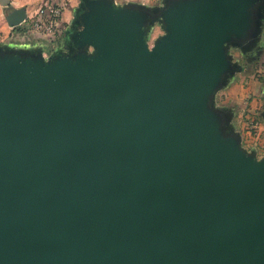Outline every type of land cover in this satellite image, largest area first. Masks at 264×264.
I'll list each match as a JSON object with an SVG mask.
<instances>
[{
	"label": "crops",
	"instance_id": "0c3cea01",
	"mask_svg": "<svg viewBox=\"0 0 264 264\" xmlns=\"http://www.w3.org/2000/svg\"><path fill=\"white\" fill-rule=\"evenodd\" d=\"M9 1V7L3 6L6 21L12 10H25L29 20L16 28L7 22L9 30L0 27V113L12 98L23 96L27 116L39 119L54 97L66 105L77 83L88 89L90 103L98 108L94 113L105 114L115 90L122 88L126 101L116 111L137 114L116 136L136 154L119 168L118 182L136 180L144 194L158 188L169 198L179 197L189 194V180L213 190L222 166L228 165L238 185L264 189V154L245 144L232 100L223 98L237 95L241 70L235 65L240 63L234 60V40L225 35L227 29L237 31V24L228 28L221 20L229 11L231 20L244 15L234 6L219 0L187 7L177 0H137L156 8V24L149 25L125 23L123 15L121 23L100 22L97 10L82 8L81 0ZM48 1L62 5V22L58 35L41 38L30 28V18ZM145 32L153 40L142 42ZM137 35L147 51L136 45ZM98 40L110 51L112 69L127 66L120 76L114 70L103 76L97 72L92 42ZM69 82L72 89L64 91ZM146 92L151 94L145 98ZM260 93L264 102V87ZM218 244V264H264V238L251 227L229 230Z\"/></svg>",
	"mask_w": 264,
	"mask_h": 264
},
{
	"label": "water",
	"instance_id": "95a60500",
	"mask_svg": "<svg viewBox=\"0 0 264 264\" xmlns=\"http://www.w3.org/2000/svg\"><path fill=\"white\" fill-rule=\"evenodd\" d=\"M26 20L25 10L7 15L13 28ZM139 37L135 43L145 52ZM92 43L100 75L126 71V65L112 69L102 41ZM72 87L66 105L54 97L39 119L27 116L23 96L0 113V264H218V243L229 230L251 227L264 238V189L238 185L228 165L213 190L189 180V194L179 197L158 188L144 194L136 180L118 182L119 168L136 150L116 132L137 111H116L126 101L123 86L105 114L94 113L85 86Z\"/></svg>",
	"mask_w": 264,
	"mask_h": 264
},
{
	"label": "rangeland",
	"instance_id": "374dc122",
	"mask_svg": "<svg viewBox=\"0 0 264 264\" xmlns=\"http://www.w3.org/2000/svg\"><path fill=\"white\" fill-rule=\"evenodd\" d=\"M177 1L180 2L178 5L185 7L190 5L191 2L194 6L198 4L204 5L206 2L205 0ZM219 1L220 5L228 6V8L234 6L235 12L238 11L244 14L231 20L233 16L229 15V13H232L229 11L228 14L222 15L221 17L223 25L226 23L228 28L229 26L233 27L237 24V27L235 26L237 31L232 32L230 29H227L228 31L225 32V35L229 37L230 40H234V49L236 53L234 60L235 63H240L235 65L241 66L240 74H238L237 95L230 98L229 94L226 93L223 98L224 100H232L230 103L232 102L234 105V118L241 124L240 126L238 125V131H240L244 142H246L245 144L250 150L257 151L259 155H262L264 154V113L262 112L264 110V102L260 91L262 87H264V0ZM81 2L82 8H95L97 10L98 19L103 23H121V17L119 16L123 15V17H125V23L141 24L142 21H144L143 24L145 22L149 25L156 24V11L154 10L156 8L141 1L81 0ZM44 4L45 3H41L37 7V12ZM4 9L5 8L0 5V27H5L9 30ZM133 12H137V14ZM33 15L36 16V14ZM35 16H32V19H34ZM27 19L29 20V16ZM143 36L145 41L153 40L152 37H148V32H145ZM154 37H156V32ZM231 45L232 43L229 44V47H231ZM252 91H255L257 94Z\"/></svg>",
	"mask_w": 264,
	"mask_h": 264
},
{
	"label": "built area",
	"instance_id": "2783aa9c",
	"mask_svg": "<svg viewBox=\"0 0 264 264\" xmlns=\"http://www.w3.org/2000/svg\"><path fill=\"white\" fill-rule=\"evenodd\" d=\"M62 5L55 2H46L37 12L34 19L30 20V28L41 38H48L58 35L59 27L62 22ZM28 19L24 22L26 23Z\"/></svg>",
	"mask_w": 264,
	"mask_h": 264
}]
</instances>
